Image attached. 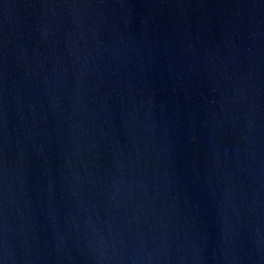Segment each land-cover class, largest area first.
<instances>
[{
  "label": "water",
  "instance_id": "1",
  "mask_svg": "<svg viewBox=\"0 0 264 264\" xmlns=\"http://www.w3.org/2000/svg\"><path fill=\"white\" fill-rule=\"evenodd\" d=\"M0 264H264V0H0Z\"/></svg>",
  "mask_w": 264,
  "mask_h": 264
}]
</instances>
